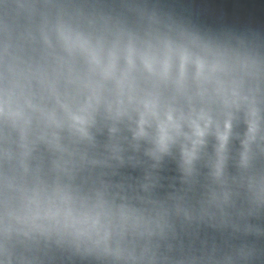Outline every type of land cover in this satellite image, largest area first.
<instances>
[{
	"label": "clouds",
	"instance_id": "obj_1",
	"mask_svg": "<svg viewBox=\"0 0 264 264\" xmlns=\"http://www.w3.org/2000/svg\"><path fill=\"white\" fill-rule=\"evenodd\" d=\"M180 0H0V264H264V37Z\"/></svg>",
	"mask_w": 264,
	"mask_h": 264
}]
</instances>
